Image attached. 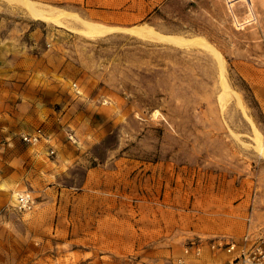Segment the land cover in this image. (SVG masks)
Instances as JSON below:
<instances>
[{
	"label": "rangeland",
	"instance_id": "374dc122",
	"mask_svg": "<svg viewBox=\"0 0 264 264\" xmlns=\"http://www.w3.org/2000/svg\"><path fill=\"white\" fill-rule=\"evenodd\" d=\"M36 8L51 19L31 21L58 31L52 62L76 102L71 124L58 106L59 130L42 139L46 169L36 179L29 166L0 205V264H195L210 252L241 264L237 250L186 247L264 239V0H143L137 27L115 34ZM22 194L29 211L15 207Z\"/></svg>",
	"mask_w": 264,
	"mask_h": 264
},
{
	"label": "crops",
	"instance_id": "0c3cea01",
	"mask_svg": "<svg viewBox=\"0 0 264 264\" xmlns=\"http://www.w3.org/2000/svg\"><path fill=\"white\" fill-rule=\"evenodd\" d=\"M24 1L0 0V205L7 202L9 195L6 193L24 187L29 166L33 165L36 179L40 176L41 167L46 169V165L38 160L44 157L47 145L42 140L37 144H27L21 137L41 129L47 140L53 142L52 136L59 130L58 124L62 120L58 106L65 107V121L69 122L70 117L71 124L76 102L57 80L62 62H52V49L56 42H51V39L57 36L58 31L33 23ZM26 1H31L35 7L47 6L77 15L86 23L111 29L106 34L135 28L144 17L143 0ZM41 38H45L48 50H39ZM7 53H15L16 60H8ZM54 59L57 60L56 56ZM55 167L53 175L58 172L60 161ZM230 261L229 257L210 252L209 257L194 262L229 264ZM172 262L178 264L175 259ZM180 262L192 264L184 257Z\"/></svg>",
	"mask_w": 264,
	"mask_h": 264
},
{
	"label": "built area",
	"instance_id": "2783aa9c",
	"mask_svg": "<svg viewBox=\"0 0 264 264\" xmlns=\"http://www.w3.org/2000/svg\"><path fill=\"white\" fill-rule=\"evenodd\" d=\"M76 90V85H71ZM45 136L41 129H37L33 133L23 135L21 140L27 144H36ZM47 139V138H46ZM53 151H50L52 154ZM34 206V200L27 195H18L15 200V207L21 210L29 211ZM203 244H206L212 250L223 249L227 253H232L237 250L238 256L235 258L241 264H264V239H252L249 234L242 237L240 242L233 240H212L202 243L201 239L189 242L187 248L192 249L196 254L200 253Z\"/></svg>",
	"mask_w": 264,
	"mask_h": 264
},
{
	"label": "bare ground",
	"instance_id": "6f19581e",
	"mask_svg": "<svg viewBox=\"0 0 264 264\" xmlns=\"http://www.w3.org/2000/svg\"><path fill=\"white\" fill-rule=\"evenodd\" d=\"M31 2V1H30ZM30 2H28V1H24V6H25V9H26V11L28 12V14L29 15H31L32 17H34V18H36V19H44V20H50L51 19V17H49V16H47L48 15V13L47 14H43L39 9H37L36 7H35V5H32ZM41 10H42V8H41ZM53 10V9H52ZM45 11V10H44ZM53 11H55L56 12V10H53ZM47 12V11H46ZM49 12V11H48ZM58 12V11H57ZM60 12V11H59ZM63 12V11H62ZM45 13V12H44ZM57 14V13H56ZM59 15V14H58ZM54 16V15H53ZM56 17H54V19H55ZM83 21V20H82ZM84 24H82L83 26H84V30H87L88 32H90V33H92V34H99V33H103V32H108V30L109 29H107V28H97L96 26H94L93 24H89V23H85V22H83ZM110 31H111V29H110ZM149 31V30H148ZM136 32H137V30H136ZM135 32V33H136ZM153 32V31H152ZM150 33V32H149ZM148 33V34H149ZM147 34V33H146ZM153 34V33H152ZM152 34H149V36L150 35H152ZM145 36V35H144ZM152 36H154L156 39L158 38V39H160V40H163L164 41V39H167V40H169V41H174V42H179V43H186V42H192V43H197V44H201V45H206L203 41H201V40H198V39H190V40H184V39H180V38H176V37H172V36H163V35H160V34H154V35H152ZM151 37V36H150ZM152 39V38H151ZM240 106V105H239Z\"/></svg>",
	"mask_w": 264,
	"mask_h": 264
}]
</instances>
